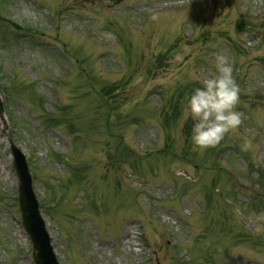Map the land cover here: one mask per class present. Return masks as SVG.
<instances>
[{
    "label": "rangeland",
    "instance_id": "1",
    "mask_svg": "<svg viewBox=\"0 0 264 264\" xmlns=\"http://www.w3.org/2000/svg\"><path fill=\"white\" fill-rule=\"evenodd\" d=\"M217 53L242 123L201 152ZM0 87V264H32L9 140L59 264H264V0H0Z\"/></svg>",
    "mask_w": 264,
    "mask_h": 264
},
{
    "label": "clouds",
    "instance_id": "2",
    "mask_svg": "<svg viewBox=\"0 0 264 264\" xmlns=\"http://www.w3.org/2000/svg\"><path fill=\"white\" fill-rule=\"evenodd\" d=\"M214 75L203 80V86L195 88L187 99L184 119L193 121L191 142L194 150L215 148L226 135L236 131L242 123L241 113L236 110L240 102L241 88L234 77L233 65L223 53L215 55ZM252 147L245 139L242 150ZM264 230V224L258 226Z\"/></svg>",
    "mask_w": 264,
    "mask_h": 264
},
{
    "label": "water",
    "instance_id": "3",
    "mask_svg": "<svg viewBox=\"0 0 264 264\" xmlns=\"http://www.w3.org/2000/svg\"><path fill=\"white\" fill-rule=\"evenodd\" d=\"M1 112L2 108L0 104V113ZM10 149L14 158V165L17 169V175L19 178L18 202L21 212V218L23 225L31 236L33 242L34 262L35 264H56L51 256L48 244H45V242L43 241V236H45V234L44 232L43 235L41 233V230L43 231L42 223L39 220L38 210L31 193V181L27 172L25 161L22 155H20V153L13 145H11Z\"/></svg>",
    "mask_w": 264,
    "mask_h": 264
},
{
    "label": "trees",
    "instance_id": "4",
    "mask_svg": "<svg viewBox=\"0 0 264 264\" xmlns=\"http://www.w3.org/2000/svg\"><path fill=\"white\" fill-rule=\"evenodd\" d=\"M114 88H109V89H106L108 91H112ZM100 94H102L104 97H107L108 96V93L105 92V91H102V93L100 92Z\"/></svg>",
    "mask_w": 264,
    "mask_h": 264
}]
</instances>
